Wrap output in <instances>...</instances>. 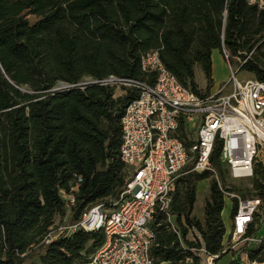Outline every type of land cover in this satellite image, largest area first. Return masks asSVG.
Wrapping results in <instances>:
<instances>
[{
	"label": "trees",
	"instance_id": "16d2710c",
	"mask_svg": "<svg viewBox=\"0 0 264 264\" xmlns=\"http://www.w3.org/2000/svg\"><path fill=\"white\" fill-rule=\"evenodd\" d=\"M223 48L229 58L245 59L236 71L264 81V6L249 0H0V264H37L36 248L39 264H80L103 242L100 230L66 233L54 223L66 209L71 224L96 203L111 206L126 183L120 121L138 91L124 87L115 95V86L95 80L144 78L140 57L157 50L181 84L204 95L195 68L211 87V54ZM220 146L216 140L210 161L225 181ZM207 177L198 218L197 185ZM252 184V196L264 201L259 160ZM224 200L210 170L180 175L170 219L156 209L149 223L152 263L189 264L191 255L197 264L188 227L201 234L209 253L220 252ZM249 258L264 260V246Z\"/></svg>",
	"mask_w": 264,
	"mask_h": 264
},
{
	"label": "built area",
	"instance_id": "2783aa9c",
	"mask_svg": "<svg viewBox=\"0 0 264 264\" xmlns=\"http://www.w3.org/2000/svg\"><path fill=\"white\" fill-rule=\"evenodd\" d=\"M249 1L264 6V0ZM221 54L230 70L229 79L204 95L181 84L157 50L140 57L144 78L111 74L95 80L135 88L138 94L125 106L120 121L119 157L128 174L117 200L111 206L96 203L76 222L57 227L66 233L102 231L103 242L80 264H153L154 231L149 223L155 210L165 211L170 219L167 211L178 177L189 171H213L210 156L216 140L221 143L218 157L232 177L253 175L258 155L264 152V81L238 79L225 48ZM72 189L76 191L77 186ZM220 189L231 200L230 228L225 229L221 251L209 253L201 234L188 227L186 238L193 242L190 250L197 264H218L226 254H233L226 264L264 263L249 258L254 249L264 246V201ZM67 198L74 202V194ZM52 232L44 237L45 243L52 240ZM185 262L194 263L193 256Z\"/></svg>",
	"mask_w": 264,
	"mask_h": 264
},
{
	"label": "rangeland",
	"instance_id": "374dc122",
	"mask_svg": "<svg viewBox=\"0 0 264 264\" xmlns=\"http://www.w3.org/2000/svg\"><path fill=\"white\" fill-rule=\"evenodd\" d=\"M27 17L31 21L34 19V17L31 15H27ZM217 53H219V55L222 59V66L219 67V75L221 77L218 80H216V78H215L216 72H214L213 68H212L211 76H212V78H214V79H212V84H211L212 89H211V87L208 88L207 81L205 79V76H204L202 70L199 67L195 68V71H194L195 81L197 82L199 89L203 93H209V92H213V91L217 90L223 83L227 82L229 79L230 70L227 66V63H226L225 59L223 58V56L219 50H217ZM239 59H241L239 56H232L231 58H229L230 63L232 64L233 67H236V65L239 62ZM211 61H212V63H213V61L214 62L216 61V56H215V54L213 55V51L211 54ZM236 75H237L238 79H240V80H244V79L254 77L250 72H248L244 69H239L237 71ZM229 87L230 86H227L226 90H228ZM114 93H115V95H121L122 93H124V91L121 87H114ZM258 160L261 161L262 163H264V152L259 153ZM222 166L224 169V180L225 181H222L220 179L216 169L212 165V167H213L212 173L215 176H217L218 183H219L220 187L222 186L223 189H225L227 187L226 189H228L230 191H234V192H237L239 194L246 195V196L254 195L255 190H253V184H252L253 175L250 177L240 178V179L234 178L231 176L228 168L225 165H222ZM205 179H206L205 180L206 183L204 182V185H205L204 188H203V184H202L203 182L202 181H200L199 182L200 184H198L199 190L197 193L195 206H194V215L198 218L202 217L204 201H205V198L208 196L209 178L207 177ZM230 206H231V200L228 198H225L224 207H223V210L221 213V217H222V220L224 222V226H225L226 230H228L230 228V224H231V220H232L231 213H230ZM69 215H70V211L68 209H66L65 216L56 217L55 222H54L55 225H65L68 222V216ZM40 251L41 250L38 248L33 250V252L35 254L32 257V260L37 261V264H39L38 254ZM230 255H233V254L223 255L221 257V259L219 260L218 264H226L228 262ZM228 264H230V262Z\"/></svg>",
	"mask_w": 264,
	"mask_h": 264
},
{
	"label": "crops",
	"instance_id": "0c3cea01",
	"mask_svg": "<svg viewBox=\"0 0 264 264\" xmlns=\"http://www.w3.org/2000/svg\"><path fill=\"white\" fill-rule=\"evenodd\" d=\"M217 50L218 49H214L213 50V55L215 54V56H216V61L214 62L213 61V63H212V68H213V71L214 72H216L215 73V78H216V80H218L221 76L219 75V67H221L222 66V59H221V57H220V55H219V53H217ZM212 79H214V78H212ZM211 89H212V86H211ZM206 179L204 178V179H202V180H200V181H202L203 183V188H204V182L206 183V181H205ZM199 181V182H200ZM198 182V184H200ZM198 186V185H197ZM198 190H199V187H198ZM198 190H197V193H198ZM196 197H197V194H196ZM222 213V212H221Z\"/></svg>",
	"mask_w": 264,
	"mask_h": 264
},
{
	"label": "bare ground",
	"instance_id": "6f19581e",
	"mask_svg": "<svg viewBox=\"0 0 264 264\" xmlns=\"http://www.w3.org/2000/svg\"><path fill=\"white\" fill-rule=\"evenodd\" d=\"M261 264H264V263H261Z\"/></svg>",
	"mask_w": 264,
	"mask_h": 264
}]
</instances>
